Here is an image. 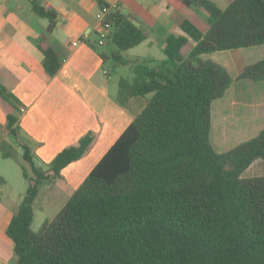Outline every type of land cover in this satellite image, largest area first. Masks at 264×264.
I'll return each mask as SVG.
<instances>
[{
	"label": "trees",
	"instance_id": "trees-1",
	"mask_svg": "<svg viewBox=\"0 0 264 264\" xmlns=\"http://www.w3.org/2000/svg\"><path fill=\"white\" fill-rule=\"evenodd\" d=\"M31 2L52 30L54 10ZM174 3L173 21L182 33L165 38V61L148 66L132 59L133 79L118 82L121 100L142 96L144 105L39 233L30 225L41 186L82 157L92 136L58 152L48 170L22 144L27 188L6 229L15 264H264V175L241 176L254 160L264 161V129L232 149L215 150L211 103L231 77L224 66L201 57L214 49L264 44V0H234L224 21L207 0ZM195 5L206 6L216 19L208 32L181 12ZM106 20L104 44L91 46L103 63L125 65L122 53L147 32L119 9ZM43 54L47 73L54 74L58 57L51 48ZM263 67L264 59L249 64L240 77L262 74ZM13 123L9 116V131L16 135Z\"/></svg>",
	"mask_w": 264,
	"mask_h": 264
},
{
	"label": "crops",
	"instance_id": "crops-1",
	"mask_svg": "<svg viewBox=\"0 0 264 264\" xmlns=\"http://www.w3.org/2000/svg\"><path fill=\"white\" fill-rule=\"evenodd\" d=\"M31 1L0 0V160L9 158L12 151L23 150L25 144L36 165L48 170L58 152L91 134L92 141L84 155L67 164L60 177L46 179L42 185L51 190L61 182L73 192L85 178L78 179L86 165L82 161L106 141L108 149L140 111L146 97L121 100L118 82L123 77L110 85L111 71L91 46L98 38L95 14L109 0H35L56 14L50 31L49 19L37 15ZM175 6L174 0H119L118 9L146 30L144 40L162 51L169 34L182 33L173 21L175 14L167 16L164 12L173 7L177 13ZM44 48H51L60 62L51 75L43 64ZM201 57L221 64L231 77L210 110L211 143L217 152H225L264 129V67L262 74L255 77H240L247 65L264 59V44L211 51ZM133 59L140 62L139 57ZM9 116L14 120L16 135L9 131ZM254 167L256 175H264L263 160H254L244 171ZM67 171V179L63 180ZM6 182L0 174V264H15L16 255L6 229L21 193L7 195L2 188Z\"/></svg>",
	"mask_w": 264,
	"mask_h": 264
},
{
	"label": "rangeland",
	"instance_id": "rangeland-1",
	"mask_svg": "<svg viewBox=\"0 0 264 264\" xmlns=\"http://www.w3.org/2000/svg\"><path fill=\"white\" fill-rule=\"evenodd\" d=\"M111 1V0H109ZM213 7L216 9V18L218 21H224L226 18L231 17V11L228 9L234 3V0H207ZM165 14L168 16L171 13L176 14L173 7L164 10ZM186 16H188L192 21H194L202 30L209 31L212 28L213 22L216 21L214 16L211 15L210 10L204 5H195L183 11ZM41 20L45 22V19ZM95 36L93 35L92 38ZM98 40V38H97ZM102 47V46H101ZM241 47H248V46H238L232 47L233 49H238ZM102 49V48H101ZM113 49V46L109 48V50ZM231 48H224V49H214V51H221L227 50ZM109 52V51H108ZM235 54V53H234ZM135 57L140 58V64L149 65L150 59H154L155 64H162L165 61V56L163 52L158 48V46L154 43H149L148 40H144L138 45L124 51L122 53V58L124 60H129V62L125 63V66H112V60H108L106 64V68L110 69V79L109 84L117 83L120 77L124 79L132 80L134 76V67L136 66L135 63L131 62ZM128 63V64H127ZM123 99V98H122ZM143 100L140 102L138 107L142 106ZM109 143L106 141L104 146L92 153L82 161L81 164L86 162L84 170L79 174L78 179H83L85 175L89 173V171L94 167V165L99 161V159L104 154V150H107V146ZM105 150V151H106ZM23 150L19 148L18 151H12V155L5 159L0 160V174L4 176L7 182L2 185L4 192L7 195H17V193H21V198L25 194L27 188V179L22 176L21 173V166L26 165L27 163L23 159ZM257 168L250 169L249 171L242 172L243 178H251L253 176H257L258 173L255 171ZM264 171V170H262ZM264 173V172H263ZM262 173V174H263ZM68 176V171L65 173L63 180H66ZM82 181V180H81ZM73 186V184H71ZM76 187V186H75ZM66 185L62 184L61 182L56 185L51 190L44 189L41 186L39 194L33 201L32 210H33V218L30 225L31 230L34 233H39L45 224L51 223L54 221L63 211L65 202L68 197L72 194V191ZM20 198V199H21Z\"/></svg>",
	"mask_w": 264,
	"mask_h": 264
},
{
	"label": "built area",
	"instance_id": "built-area-1",
	"mask_svg": "<svg viewBox=\"0 0 264 264\" xmlns=\"http://www.w3.org/2000/svg\"><path fill=\"white\" fill-rule=\"evenodd\" d=\"M119 7V0H111L107 2H103L99 9L97 10L95 16L98 20V40L97 43L99 45H103L106 37L109 34L110 23L106 20V16L113 10L118 9ZM23 109V108H22ZM21 109V110H22Z\"/></svg>",
	"mask_w": 264,
	"mask_h": 264
}]
</instances>
